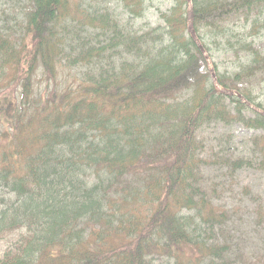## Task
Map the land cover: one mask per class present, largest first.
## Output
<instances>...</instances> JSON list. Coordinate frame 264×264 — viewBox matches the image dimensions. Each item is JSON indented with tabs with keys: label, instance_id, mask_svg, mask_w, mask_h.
Instances as JSON below:
<instances>
[{
	"label": "trees",
	"instance_id": "obj_1",
	"mask_svg": "<svg viewBox=\"0 0 264 264\" xmlns=\"http://www.w3.org/2000/svg\"><path fill=\"white\" fill-rule=\"evenodd\" d=\"M11 1L22 11L0 24V264H256L232 257L233 212L205 169L264 173V115L216 89L187 0L142 31L102 0ZM148 1L119 3L135 18ZM192 3L211 56L216 44L241 58L232 74L214 64L220 84L264 109V0ZM239 12L258 15L250 29L227 25ZM213 123L261 131L253 159H208L200 130ZM243 191L264 232L262 196Z\"/></svg>",
	"mask_w": 264,
	"mask_h": 264
},
{
	"label": "rangeland",
	"instance_id": "obj_2",
	"mask_svg": "<svg viewBox=\"0 0 264 264\" xmlns=\"http://www.w3.org/2000/svg\"><path fill=\"white\" fill-rule=\"evenodd\" d=\"M112 6L120 18L127 22V26L134 30L142 31L162 23L163 12L169 10L175 0H151L147 2V8L143 17L131 18L119 3V0H102ZM21 7L11 0H0V24L9 25L11 28L17 25L16 17H21ZM258 15L244 14L230 15L227 25L233 29H250L252 21ZM264 23V13L259 16ZM258 45L264 46V28L259 36L255 37ZM213 51L209 55L212 64L217 62L219 70L232 74L239 71L241 58L226 52L218 45H211ZM205 58V57H204ZM207 69L208 62L206 61ZM259 100L264 103V87L258 88ZM249 114H252L248 112ZM0 118V132L5 128ZM261 134L260 131L251 130L243 125L233 124L226 126L222 123H213L204 126L200 130V136L206 144L205 156L217 161L219 164L238 158H252L253 147L251 138ZM207 183L216 190L215 202L227 206L233 212V219L228 224L229 238L232 243V257L236 260L243 259L256 264L264 262V232L258 226H254L252 210L253 203L250 196L244 193V187H249L254 194L262 196L264 203V173L258 169L243 167L236 171L231 167L221 165H209L205 169ZM2 245V243L0 244ZM240 261V260H239ZM160 263V261H158Z\"/></svg>",
	"mask_w": 264,
	"mask_h": 264
},
{
	"label": "water",
	"instance_id": "obj_3",
	"mask_svg": "<svg viewBox=\"0 0 264 264\" xmlns=\"http://www.w3.org/2000/svg\"><path fill=\"white\" fill-rule=\"evenodd\" d=\"M189 3H190V7H189V28H190V33H191V36L195 38L196 42L198 43V46L199 48H201L202 52L205 54V56L207 57L208 59V56H207V53H206V50L205 48L202 47L201 43H200V40L199 38L196 36V32H195V26H193V14H192V3H191V0H188ZM210 69L212 70V76H213V80L215 81L216 83V86H218V88H220V90L226 94H237V92L235 91H232V90H224V89H221L220 85H219V82L217 81V78H216V75H215V71L213 70L212 66L210 65ZM252 107V106H251ZM261 113H264V111H260Z\"/></svg>",
	"mask_w": 264,
	"mask_h": 264
}]
</instances>
